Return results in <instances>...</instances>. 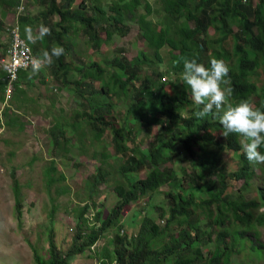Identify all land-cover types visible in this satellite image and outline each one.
Here are the masks:
<instances>
[{
  "label": "trees",
  "instance_id": "1",
  "mask_svg": "<svg viewBox=\"0 0 264 264\" xmlns=\"http://www.w3.org/2000/svg\"><path fill=\"white\" fill-rule=\"evenodd\" d=\"M47 1L51 5L50 14H59L61 21L52 26L51 35L42 42L50 49L53 43L65 49L64 55L57 57L58 62L53 67L55 77L61 73L67 78L71 71L63 63L69 51L65 40L78 28L89 33L99 51L104 42L100 36L101 30L111 39L116 32L127 33L124 29L127 19H136L140 36L154 51V58L145 52L132 60L117 56L111 62L114 73L109 75L107 84L100 90L93 84L77 82L73 92L84 99V109L78 111L71 125L58 122L50 129L53 149L55 153L58 150L63 154L71 153L72 146L76 144L73 138H82L86 134L82 126L85 121L92 130L95 129L96 140H101L109 129L113 135L114 154L101 153V165L88 182L93 188L90 193L107 182L105 173L108 172L104 165L110 164L111 160L118 166L124 183L116 186L118 201L105 217H102L99 209L91 219L86 216L91 205L82 207L77 233L66 250L58 247L51 231L47 253L41 254L38 248L35 249V264H70L73 257L90 250L101 235L113 226L117 228V233L111 238L113 248L109 250L103 247L96 252L100 264H232L234 245L246 243L243 232L249 231L253 225L264 224V212H260L264 207V187L255 189L257 198L250 197L254 191L251 185L256 178V168L262 170L264 178V164L254 165L247 161L241 147L243 137L222 135L225 142L221 143L210 135V131L222 132L218 119L211 115L203 121L195 118L196 105L191 89L183 82L180 84L183 64H175L174 61L185 56L195 57L207 66L212 57L223 59L229 67L226 79L230 80L229 86L233 89L230 103L235 105L240 100L254 101L256 97L257 108L264 110V0H258L255 5L254 0H161L162 15L157 17V21L148 19L157 12L149 2L145 4V13H138L142 0H113L106 9L96 3L92 5V16H82L74 7L76 0ZM5 3L16 5L19 0H5ZM29 19L22 16L21 20L22 36L26 40L24 26L30 25ZM233 27L240 28L242 32L233 34ZM211 28L220 36L218 40L210 38ZM254 28H258L259 33L249 34L248 31ZM230 35H233V52L227 51L224 46ZM27 42L37 55L42 54L36 44ZM166 46L171 50L170 70L175 77V83L170 88L172 95L166 91L168 83L160 80L162 73L154 71L156 79L142 78L140 75L145 66L162 62L160 54ZM91 68L87 73L92 79L105 77L106 69L98 67L96 62ZM27 76L24 71L18 79L10 81L8 73L1 70L0 92L7 91L9 85L13 88L12 94L15 88L25 92L19 85ZM125 96L134 97L125 109L124 123L117 125L107 121V116L114 114L118 101ZM184 112L189 116H185ZM135 123L145 125V128L138 129L144 134L147 133L146 129L150 130L153 126H161L160 129L164 131L172 127V131L167 138L150 142L147 148H143L137 132L131 128ZM165 123L169 125L164 126ZM70 131L73 137L69 136ZM216 147L219 151L215 150ZM80 149L84 152L83 145ZM226 151L234 153L238 168H228L222 161L221 152ZM188 161L191 163L190 172L176 166ZM52 164L56 165L55 160ZM143 170L147 171V176L138 179ZM55 171L56 167L52 166L46 173L50 186L65 180L63 174L56 179ZM212 175H215V179L204 184L203 189L192 188L198 179ZM13 177L18 219L22 222L24 199L17 175L13 173ZM242 180L243 185L234 197L227 194L234 181ZM168 185L171 187L164 193V202L156 206L160 210V217L168 214L165 224L146 214L136 234L128 236L124 234L125 231L120 233L118 228L123 226L121 212L141 197H148L150 202L161 188ZM197 192L205 193L207 198L199 199ZM202 216L206 219L204 223ZM250 242L253 251L261 257L262 247Z\"/></svg>",
  "mask_w": 264,
  "mask_h": 264
},
{
  "label": "rangeland",
  "instance_id": "2",
  "mask_svg": "<svg viewBox=\"0 0 264 264\" xmlns=\"http://www.w3.org/2000/svg\"><path fill=\"white\" fill-rule=\"evenodd\" d=\"M112 1L76 0L73 4L76 7L82 3V11L87 15H92V5L99 3L102 8L106 9ZM146 2H149L152 9L157 11L148 19L157 21V17L162 15L161 0H142L138 13H145ZM47 8L49 5L44 0H19L16 5L0 0V56L7 51L10 43L9 28L17 22L18 18L22 15L30 16L32 18L30 21L35 25L34 31H38L41 24L45 25L43 11ZM57 19L58 17L54 16L48 20ZM124 29L127 33L116 32L111 39H108L105 31L101 30L100 36L104 42L97 51L89 33L85 29L78 28L77 31L71 33L70 38L65 40L69 45V51L64 61L71 70L67 78H64L63 74L59 75V79L52 77L51 69L56 60V57H53L52 63L43 67L38 73L30 72L32 82L28 83L26 79L20 82V89H24L25 92H20L15 88L12 94V87H8L5 92H0V264H35V249L38 248L41 254L42 252L47 253L51 231L55 235L58 247L66 250L77 233V221L82 207L91 205L86 216L93 219L99 209L102 217H105L118 201L115 188L119 183H124V180L119 175L118 166L112 160L110 164L104 165L105 171L108 172L105 173L107 182L101 184L93 193H90L93 188L88 184L89 179L96 174L101 165V153L106 151L110 155L114 154L113 135L110 130L107 129L101 140H96L95 129L92 130L88 122H83L82 126L86 134L82 138L81 136L73 138V143L76 141V144L72 146V152L63 154L59 150L55 153L50 129L58 122L71 125L78 111H83L84 99L80 94L73 92L77 82H81L82 85L93 84L96 89H100L103 83L106 84L105 79L107 80L109 75L114 73L111 62L117 56L132 60L145 52L150 58H154V51L140 36L136 19H127ZM238 31L240 30L237 27L232 28L233 33ZM209 35L212 40L220 38L214 28L209 30ZM40 42L46 46L45 43ZM40 42L35 43L39 50H46ZM233 44V39L230 37L224 44L225 49L232 52ZM160 55L162 62L145 66L140 75L142 78L156 79L153 72L162 73L160 80L168 83L166 91L172 95L170 88L171 84L175 83V77L170 70L172 61L170 48L164 47ZM94 62H98L100 67L106 69L102 83L100 80L88 78L85 74L93 69L91 65ZM2 67L0 65V73ZM132 97L134 96L118 101L116 111L113 115H108L106 120L122 125L125 109L132 102ZM255 99L256 97L252 105L257 108ZM115 102H117L116 99ZM183 114L189 116V113L184 112ZM138 126L142 128L140 123ZM131 128L137 132L143 148H147L150 142L167 138L169 132L172 131V127L164 131L159 126H153L148 133L144 134L135 125H131ZM209 134L221 143L225 142L222 132L210 131ZM69 136L73 137V132L70 131ZM82 145L84 152L80 149ZM215 150L219 151L218 147ZM96 152L98 154L94 157ZM221 153L222 161L228 168H238L233 152ZM54 160L56 165L52 164ZM52 166L56 167L55 178L63 174L65 180H59L50 186L46 173ZM176 166L178 169L182 167L188 172L191 171L189 161ZM255 172L256 178L251 185L254 191L251 192L250 197L257 198L255 189L264 187V178H262L263 172L259 167ZM13 173L17 175L20 182V191L24 199L22 222L18 219ZM146 176L147 171L143 170L138 175V179H144ZM214 179L215 175L204 176L195 181L192 188L203 189L204 184ZM242 185L243 180L234 181L229 186L227 194L234 197ZM170 187L168 185L161 188L150 202L148 197H141L124 209L120 217L123 226L121 229L118 228L120 233L125 231L124 234L128 236L136 234L146 214L164 225L168 214L160 217V210L156 206L164 202V193ZM65 190L68 192L63 193ZM197 197L207 198L203 192H197ZM260 212H264V207L260 209ZM94 221L97 222L95 219ZM94 221L92 224L95 223ZM204 222L206 219L202 216V223ZM116 230V226L109 227L90 250L87 249L73 257L70 264H100V258L96 252H100L103 247H108L109 250L113 248L111 238L114 237V233H117ZM243 233L246 243L234 245L232 264H264V224L253 225L249 231ZM250 241H253L256 247H262L261 257L253 251ZM205 250L207 251V247Z\"/></svg>",
  "mask_w": 264,
  "mask_h": 264
},
{
  "label": "clouds",
  "instance_id": "3",
  "mask_svg": "<svg viewBox=\"0 0 264 264\" xmlns=\"http://www.w3.org/2000/svg\"><path fill=\"white\" fill-rule=\"evenodd\" d=\"M44 2L48 3L49 5V8L43 11L45 25L41 24L38 31H34L35 25L32 24L30 21L32 18H30V25L24 26L25 36L27 40L33 44L37 43L38 41H43L46 36L51 35L52 26L61 21V16L59 14H50V2L47 0H44ZM257 3L258 0H254V5ZM76 7L82 13V16L93 15H87L82 11V3ZM22 16L18 18L17 22L12 27L9 28L10 43L8 44L7 51L0 56V65L3 66L2 70L6 71L4 61L10 60V50L13 47L15 39L18 38L19 35L23 47L30 51L32 61L28 66H20L16 79L19 78L22 72L26 71L28 75L26 81L30 83L33 81V78L30 76V72L38 73L43 67L50 65L52 63L53 57H56L55 64L53 65L54 67L58 62L57 57L64 55L65 49L63 46H59L56 43L51 44L52 47L50 49L47 46H43L40 42V44L46 50H40L42 54L37 55L34 52L33 47L22 36ZM54 16H57L58 19L48 20L50 17ZM239 30L240 31L238 32H242L240 28ZM259 31L260 30L258 28H254L253 31H248V33H259ZM230 37L233 39V35H230L229 38ZM63 63L65 64V61ZM174 63L183 64V72L180 79L188 88L191 89L192 100L196 105V110L193 113L195 118L197 120L203 121L211 115L218 119L220 125H222L223 136L228 137L231 134H236L243 137L241 140L242 151L250 164H264V151H261V149H264V110L253 107V100H240L235 105L230 103L229 98L233 94V89L229 86L230 80L226 79L229 74V67L227 66L226 62L223 59L212 57L209 61V64L206 66L204 63L199 62L195 57L189 58L185 56L174 61ZM96 65L98 67L100 66L98 62H96ZM53 67L51 69V75L53 78L59 79V75L62 74L58 73V77H55V74L52 71ZM85 74L88 78H91L87 72H85ZM105 81L107 84L108 79H105ZM100 82L102 83V79ZM106 84L103 83L101 88ZM134 125L137 127V129L140 128L138 123H135ZM168 125V123L164 124V126ZM144 126V124H141L142 128H145ZM159 127L161 128V126ZM146 130L147 133L150 131L148 129Z\"/></svg>",
  "mask_w": 264,
  "mask_h": 264
},
{
  "label": "built area",
  "instance_id": "4",
  "mask_svg": "<svg viewBox=\"0 0 264 264\" xmlns=\"http://www.w3.org/2000/svg\"><path fill=\"white\" fill-rule=\"evenodd\" d=\"M32 61L30 51L23 47L21 39H15L12 49L10 50V60H5V69L8 73L9 80L14 81L20 66H28ZM11 88L12 86L9 85Z\"/></svg>",
  "mask_w": 264,
  "mask_h": 264
}]
</instances>
